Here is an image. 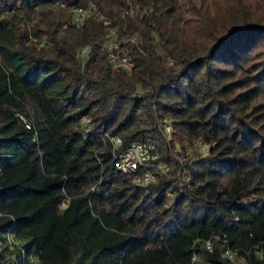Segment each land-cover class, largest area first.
<instances>
[{
    "label": "trees",
    "instance_id": "16d2710c",
    "mask_svg": "<svg viewBox=\"0 0 264 264\" xmlns=\"http://www.w3.org/2000/svg\"><path fill=\"white\" fill-rule=\"evenodd\" d=\"M90 2L104 18L71 24L69 9ZM249 3L203 13L188 43L168 24L183 17L178 0H0V264L9 231L25 241L18 264L32 254L38 264H192L194 253L196 264H232L220 243L212 253L195 244L215 234L264 264L253 252H264V17ZM165 116L172 144L158 128ZM105 134L122 138L120 151L155 143L169 178L134 185ZM197 140L210 154L186 159L180 184L171 148Z\"/></svg>",
    "mask_w": 264,
    "mask_h": 264
},
{
    "label": "built area",
    "instance_id": "2783aa9c",
    "mask_svg": "<svg viewBox=\"0 0 264 264\" xmlns=\"http://www.w3.org/2000/svg\"><path fill=\"white\" fill-rule=\"evenodd\" d=\"M77 18L76 22H81L86 20V11L83 8L77 9ZM117 48L115 42H112L109 45L108 52L111 54L114 49ZM85 49L82 50V53ZM124 61H127L124 58ZM21 119L24 121L28 128H31V124L27 121V119L23 115H19ZM81 124L86 130V133H91V122L89 120H85V117L81 120ZM163 126L165 127V132L167 133V137L171 140L173 134L175 133V125L172 119H164ZM109 142L112 146V158L114 160V165L117 170L122 175H125L130 178L131 182L139 187H147L158 180L159 176H162L165 173L167 167L162 164L160 161V154L154 144L149 142H140L135 141L130 144V146L120 151V147L123 143L122 138L119 136H112L110 134L104 135V142ZM196 147H200L204 150H210V147L203 144H196ZM206 150V151H207ZM188 179V178H187ZM95 189V186L92 187V190ZM169 195V193L167 192ZM66 206V203L63 204ZM1 214V212H0ZM12 217V216H11ZM13 218V217H12ZM14 219V218H13ZM6 246L9 251L12 252L7 257L6 262H2V264H18L16 263V249H21L23 256L26 255L25 249L22 247L25 243L24 240L18 238L13 231H9L5 235ZM200 244L201 248L209 253H212L215 250V246L220 243L223 248V257L230 261L232 264H248V257L251 255L250 250H242L239 248H233L226 236V234H215L210 238L197 240L195 244ZM259 258H264V252L257 248L253 251ZM28 257V261L30 264H38L39 260L35 254H32ZM200 257L197 253H194L192 257V264H196L199 262Z\"/></svg>",
    "mask_w": 264,
    "mask_h": 264
},
{
    "label": "rangeland",
    "instance_id": "374dc122",
    "mask_svg": "<svg viewBox=\"0 0 264 264\" xmlns=\"http://www.w3.org/2000/svg\"><path fill=\"white\" fill-rule=\"evenodd\" d=\"M250 1L249 3V9L251 11H254L256 13H258L259 15H262L264 17V0H178L179 5L181 6V9L179 10V13L182 12V14L178 13V16L182 15V18H178L176 19L174 16H172L170 18L169 21V28L171 31V34L174 33V37L178 40H180L181 42H190L192 40V38L194 37V35H196L198 33L197 31V24L200 22V17L202 16L203 13H206L208 11H210L211 13L215 12V10H218V8H221L220 10L224 11H230V12H234L237 13L238 8L243 9L244 8V4L246 2ZM64 7V6H63ZM78 8H83L86 11V20L91 18L92 16H99L101 19L104 18L102 11L100 10V8L98 7V5L95 2H90L87 6L81 7V6H75L74 8L69 9L71 17H70V23L73 25H83L85 23V21H83V23L81 22H76L77 18L80 19V17H77V9ZM173 18V19H172ZM199 18V19H198ZM176 21V22H175ZM173 30V31H172ZM199 35V34H197ZM138 36L135 35L133 37L134 40H137ZM115 42V44L117 45V48L113 50V52L110 54H108L109 58L112 59L113 61H117L120 60V57L122 55H119V49H120V41L118 39V33L116 31L115 28L110 30V41L107 45V49L109 50V45ZM140 43V47L142 49L145 50L144 47V43L142 41L139 42ZM263 48V47H262ZM85 49V51L82 53V50ZM261 49V48H260ZM81 50V56L84 61L86 60V57L88 56L89 52H90V47L86 46L83 47ZM124 58L127 59V61H124ZM259 60H262L261 62H263V58H260ZM258 60V61H259ZM258 61H251L250 66L252 67L253 65H257ZM123 63H125L126 65L130 66V62H129V58L127 56H123ZM172 119L168 116L162 117L158 119V128L160 130V132L163 134L164 139L166 140V142L168 143H173L175 141V133L172 136V139L170 140L167 136V133L165 132V127L163 126V122L164 119ZM85 120H90L89 117H85ZM91 128L92 130H94V126L91 123ZM176 131V129H175ZM205 144L208 147H210L211 149V144L204 142L202 140H197L195 141L193 144H186L185 147H182L181 144H179L178 142L175 143V145L173 144L172 148L173 149V157L175 158V160H179L180 163L183 166V163L185 162V160H193V159H197L200 157H207L210 154V150H204L200 147H196V144ZM154 144L155 143H151ZM156 146V145H155ZM157 148V147H156ZM162 164H164L166 168L165 173L163 174V176H166L169 178V174L171 171V164H169L168 162H162ZM182 171L181 174V179H180V184L183 183V181H188L190 176L187 173V171L184 169V166L181 168ZM188 178V179H187ZM167 192L169 193L166 194L167 198L170 199L168 204H170L174 198L176 197V191L172 189V187H170V189L167 190Z\"/></svg>",
    "mask_w": 264,
    "mask_h": 264
}]
</instances>
